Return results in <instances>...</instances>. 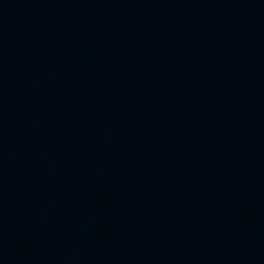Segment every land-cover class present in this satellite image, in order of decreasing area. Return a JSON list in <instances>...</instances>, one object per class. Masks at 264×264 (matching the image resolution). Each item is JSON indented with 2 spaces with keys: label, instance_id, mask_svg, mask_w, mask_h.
Listing matches in <instances>:
<instances>
[{
  "label": "water",
  "instance_id": "obj_1",
  "mask_svg": "<svg viewBox=\"0 0 264 264\" xmlns=\"http://www.w3.org/2000/svg\"><path fill=\"white\" fill-rule=\"evenodd\" d=\"M0 264H264V0H0Z\"/></svg>",
  "mask_w": 264,
  "mask_h": 264
}]
</instances>
